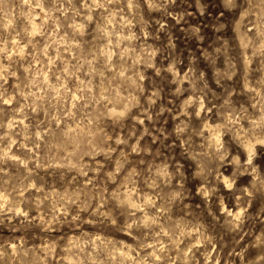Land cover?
Listing matches in <instances>:
<instances>
[{
    "label": "clouds",
    "instance_id": "9594fccd",
    "mask_svg": "<svg viewBox=\"0 0 264 264\" xmlns=\"http://www.w3.org/2000/svg\"><path fill=\"white\" fill-rule=\"evenodd\" d=\"M0 264H264V0H0Z\"/></svg>",
    "mask_w": 264,
    "mask_h": 264
}]
</instances>
